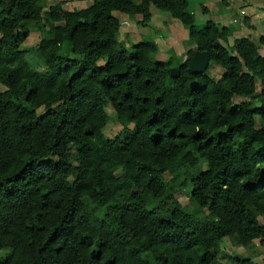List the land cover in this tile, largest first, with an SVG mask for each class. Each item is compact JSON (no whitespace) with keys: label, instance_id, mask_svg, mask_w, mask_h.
I'll return each instance as SVG.
<instances>
[{"label":"trees","instance_id":"obj_1","mask_svg":"<svg viewBox=\"0 0 264 264\" xmlns=\"http://www.w3.org/2000/svg\"><path fill=\"white\" fill-rule=\"evenodd\" d=\"M62 1L0 0V264H264L219 261L225 238L264 245V34L231 44L188 0ZM154 9L188 28L206 72L157 58L150 38L123 45L115 12L146 25Z\"/></svg>","mask_w":264,"mask_h":264},{"label":"rangeland","instance_id":"obj_2","mask_svg":"<svg viewBox=\"0 0 264 264\" xmlns=\"http://www.w3.org/2000/svg\"><path fill=\"white\" fill-rule=\"evenodd\" d=\"M60 0H47L49 5L55 4ZM62 1V0H61ZM189 8L195 14L196 23L199 26H204L205 23L212 19L218 22L220 25L228 24L233 27V36L230 38V43L233 44L234 39L243 35H251L257 39L260 35L264 34V0H188ZM93 0H68L62 1V5L65 9L73 10L75 8H83L91 5ZM202 5H206L209 11L205 13L202 9ZM245 12L244 15L242 12ZM121 22V29L118 33L119 40L125 47H130L133 43L142 41L145 38L155 40L158 44L157 58L167 60L170 57H174L177 62H187L188 55L186 52L195 47L194 41L189 37L188 28L185 27L181 21L174 19L167 15L166 12L160 9H154L152 20L146 24H138L137 20L141 18V15H129L116 11ZM245 16L251 18L250 24L255 29L245 23ZM41 35L38 31L33 33L26 39L22 47L24 49L34 48L39 42ZM258 55H264V44L260 45L257 51L252 54V57ZM29 59L32 64L42 69L40 59L36 54L30 53ZM102 63L104 61H101ZM176 63V62H175ZM223 68L217 64H213L209 69V73L212 76L219 77L223 72ZM3 88L2 86H0ZM260 89V87H259ZM106 110L109 113V122L104 128V133L108 137L116 136L122 129V125L116 120L114 111L111 104H108ZM44 108H39L38 112L41 113ZM134 128V125H130ZM180 199L184 204L192 208L194 205L191 202L189 195L186 191L180 193ZM260 223L264 224V215L259 216ZM255 247L246 249L242 246H236L233 244L230 238H225L221 244L223 253H221L220 262L226 261L227 254L240 253L244 255H250L251 252H260L258 256L254 257V260L259 262L263 258L264 245L260 243V240L255 241Z\"/></svg>","mask_w":264,"mask_h":264},{"label":"water","instance_id":"obj_3","mask_svg":"<svg viewBox=\"0 0 264 264\" xmlns=\"http://www.w3.org/2000/svg\"><path fill=\"white\" fill-rule=\"evenodd\" d=\"M210 61H211L210 55L206 51H200L199 49H196L193 55H188L187 58L189 69L196 74L206 72ZM171 75L173 77H179L180 69L178 67H172ZM196 85H197V81L191 82V87L193 89L196 88Z\"/></svg>","mask_w":264,"mask_h":264},{"label":"built area","instance_id":"obj_4","mask_svg":"<svg viewBox=\"0 0 264 264\" xmlns=\"http://www.w3.org/2000/svg\"><path fill=\"white\" fill-rule=\"evenodd\" d=\"M244 13H245V12L243 11L242 14L244 15Z\"/></svg>","mask_w":264,"mask_h":264},{"label":"crops","instance_id":"obj_5","mask_svg":"<svg viewBox=\"0 0 264 264\" xmlns=\"http://www.w3.org/2000/svg\"><path fill=\"white\" fill-rule=\"evenodd\" d=\"M255 28H256V27H255ZM255 28H254V29H255Z\"/></svg>","mask_w":264,"mask_h":264}]
</instances>
